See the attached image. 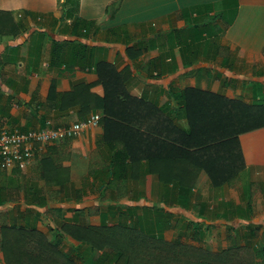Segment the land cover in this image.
Here are the masks:
<instances>
[{
    "label": "crops",
    "instance_id": "0c3cea01",
    "mask_svg": "<svg viewBox=\"0 0 264 264\" xmlns=\"http://www.w3.org/2000/svg\"><path fill=\"white\" fill-rule=\"evenodd\" d=\"M64 2L0 0V11L11 12L15 23L0 33V127H58L100 113L93 105L105 94L96 69L101 59L116 65L129 93L163 108L183 130L188 120L173 89L264 102V0H79L85 26L64 17ZM140 46L147 49L140 53ZM116 136L91 125L47 144L28 164L0 166V244L13 226L52 230L58 239L64 223H135L170 241L173 219L183 218L186 229L191 221L193 242L200 247L211 235L219 247L210 249L220 252L239 243L237 233L248 247L250 226L264 227V127L241 135L247 166L234 185L214 186L202 170L184 195L148 169L151 152L133 139L128 153L118 142L123 135ZM194 203H207L208 218ZM196 223L204 232L198 240ZM67 235L72 250L80 241Z\"/></svg>",
    "mask_w": 264,
    "mask_h": 264
},
{
    "label": "trees",
    "instance_id": "16d2710c",
    "mask_svg": "<svg viewBox=\"0 0 264 264\" xmlns=\"http://www.w3.org/2000/svg\"><path fill=\"white\" fill-rule=\"evenodd\" d=\"M115 3L108 6V11L116 10ZM78 8L79 0H65L63 15L71 17L74 25L85 26L87 21L77 15ZM4 26H9V30L15 26L13 14L9 11H0V33L4 32ZM145 49L147 46H140L138 50L141 53ZM85 50L86 63L92 64V56ZM96 69L105 94L93 108L102 109L99 123L105 128L106 138L117 139L116 135H123L117 141L123 143L128 153L133 139L144 150L149 146L151 171L157 172L163 182L173 183L183 195L191 192L201 170L208 174L214 186H232L239 180L241 171L247 166L241 135L264 127V102L249 103L199 87L182 89L180 93H174L173 89L174 97L180 99L188 120V128L183 130L163 108L129 93L116 65L101 59L96 62ZM124 134L128 135L130 142L125 140ZM110 141L113 145L116 142ZM164 162L166 166L162 168ZM116 163H119L118 170L125 166L123 161H113ZM192 205L201 210V216L208 218V213H204L207 203ZM133 224L87 226L64 223L63 230L80 241L74 248L78 254H72V249L64 261L50 257L48 253L57 249L48 243L44 234L20 226L11 227V231L5 227L2 241L5 263L131 264V258H136L137 261L144 260V264H264V240L260 246L248 244V253H242L240 249L244 247L233 244L220 252L198 247L193 254L181 256L178 246L183 242L171 243L151 236ZM201 227V224H195L196 240L204 233ZM258 229L251 225V236H256ZM139 232L142 234L138 235ZM30 238H40L36 254L26 249Z\"/></svg>",
    "mask_w": 264,
    "mask_h": 264
},
{
    "label": "built area",
    "instance_id": "2783aa9c",
    "mask_svg": "<svg viewBox=\"0 0 264 264\" xmlns=\"http://www.w3.org/2000/svg\"><path fill=\"white\" fill-rule=\"evenodd\" d=\"M101 117V113L95 112L83 120L58 127L51 123L41 128L31 129H10L1 126L0 166L6 169L15 164H28L37 152H42L47 144L74 137L86 127L99 124Z\"/></svg>",
    "mask_w": 264,
    "mask_h": 264
},
{
    "label": "rangeland",
    "instance_id": "374dc122",
    "mask_svg": "<svg viewBox=\"0 0 264 264\" xmlns=\"http://www.w3.org/2000/svg\"><path fill=\"white\" fill-rule=\"evenodd\" d=\"M208 30H211V29H208ZM212 34H214V31H211ZM210 39H213V38H210ZM207 40V39H206ZM264 100V99H263ZM102 113V111L100 112ZM102 115V114H101ZM142 150H144L143 148H141ZM150 150V147L148 146L147 149L144 150V152H147ZM167 161V160H165ZM166 162L163 163L162 165V168L164 166H166L165 164ZM148 169L150 168V162H147L146 163ZM170 171V169H169ZM202 171V170H201ZM193 172V171H192ZM199 172L197 173V179L195 181V184L194 186L196 185L198 179H199ZM167 176H170L169 174H166ZM208 175V174H207ZM247 175L249 176V174L247 173ZM209 177V176H208ZM210 179V177H209ZM208 179V180H209ZM211 182V180H210ZM212 184V183H211ZM213 185V184H212ZM256 187L259 188L260 185L259 184H256ZM194 188V187H193ZM236 191L238 190V188L235 189ZM190 211V210H189ZM191 212V211H190ZM190 212L189 215H190ZM192 213V212H191ZM185 220L182 219H179V218H174L173 221H172V228L170 230H172V234H173V237L172 239L170 240L171 243L173 242H176L177 240H179L180 242H183V244L179 245L178 246V250L180 251V255H184V254H193L194 252H196V248H198V243L193 242L191 240V235L189 234L188 232V229H190L189 225H190V219L188 220L189 221V224H188V227L186 229L185 227V223L183 224ZM121 224V223H119ZM130 225H132L133 223H128ZM135 224V223H134ZM133 224V225H134ZM155 224V223H154ZM153 224V226H154ZM109 226H117L118 224H108ZM59 231L61 233L62 236H59L58 239L56 237H53L51 236L52 234V230L49 231L48 234H44V236L46 237V239L48 240V243H50L52 246H54L57 250H53L52 253H48V254H51L50 257H52L53 259H57L60 260V261H64L66 257H68V253H70L72 250H71V244H69V241H68V235H67V232L65 230H63V227L61 225H59ZM137 233V232H136ZM144 233V231H143ZM69 234V233H68ZM139 234H142L141 232L138 233ZM236 237H240V241L237 245H242L244 244L243 242V238H242V234L241 233H237L236 234ZM246 239V238H245ZM35 241H33L32 239L30 240V242L27 243L26 246V249H28L29 252L33 253V254H36L38 253L37 251L39 250L38 248V245H39V241H40V238L37 240V239H34ZM191 240V242H190ZM247 240H250L252 243L251 245H258L260 246L264 240V227L261 228V231H260V228L258 229V233L256 236L252 237V238H247ZM169 241V240H168ZM242 242V243H241ZM241 243V244H240ZM249 243V242H248ZM3 242H1L0 244V250H2L3 252V246H2ZM250 244V243H249ZM257 246V247H258ZM200 247L202 248H205V249H210V248H218L219 246L217 244H214L213 241H212V238H211V235H210V238H208L207 240L204 239L203 242H201V245ZM222 248V247H221ZM76 249V248H75ZM75 249L73 250V253L72 254H75L77 255L78 252L75 251ZM212 250V249H210ZM242 253H248V247L246 248H242L240 249ZM213 251V250H212ZM67 253V254H66ZM47 254V253H46ZM80 254H82V251H80ZM0 264H6L5 263V255H4V252L3 254H0ZM131 264H144V260L142 261H137V259L135 258L134 260L131 258Z\"/></svg>",
    "mask_w": 264,
    "mask_h": 264
}]
</instances>
